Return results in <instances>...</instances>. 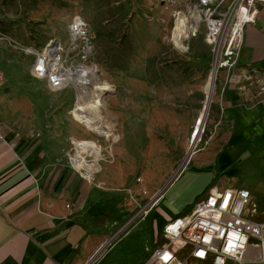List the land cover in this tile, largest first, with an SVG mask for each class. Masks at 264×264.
<instances>
[{
  "label": "rangeland",
  "instance_id": "obj_1",
  "mask_svg": "<svg viewBox=\"0 0 264 264\" xmlns=\"http://www.w3.org/2000/svg\"><path fill=\"white\" fill-rule=\"evenodd\" d=\"M164 6L160 0H0V122L21 138L36 140L55 117L62 116L65 127L69 115L84 128L80 139L91 140L89 146L76 142V150L98 153L97 164H90L92 180L82 177L89 191L80 219L95 249L88 264H144L163 242L162 229L172 213H188L206 194L208 177L201 169L213 168L227 143L230 128L224 126L221 105L234 67L217 72L206 121L192 147L215 55L204 27L180 48ZM76 15L89 23L95 45L86 64H95L88 68L96 83L88 88L105 120L96 131L73 116L83 102L73 86L55 93L29 75L33 48L53 39L68 44V26ZM70 152H75L72 144L63 157L72 166ZM256 156L238 182L252 185L255 217L264 219V143ZM185 171L167 190L163 205L146 214ZM219 180L210 178L208 184Z\"/></svg>",
  "mask_w": 264,
  "mask_h": 264
},
{
  "label": "crops",
  "instance_id": "obj_2",
  "mask_svg": "<svg viewBox=\"0 0 264 264\" xmlns=\"http://www.w3.org/2000/svg\"><path fill=\"white\" fill-rule=\"evenodd\" d=\"M164 7L171 20L174 9ZM233 74L221 105L224 126L230 128L227 143L217 152L213 168L201 169L208 177L207 192L253 189L238 180L264 143L263 5L257 6L255 22L244 30ZM65 117V127L62 116L55 117L36 140L21 138L0 122V264H86L95 252L80 219L89 184L63 159L71 144L89 146L91 140L80 139L84 128L73 117ZM187 171L165 190L152 215L165 202L167 190ZM210 178L220 180L208 184ZM178 215L172 213V219Z\"/></svg>",
  "mask_w": 264,
  "mask_h": 264
},
{
  "label": "built area",
  "instance_id": "obj_3",
  "mask_svg": "<svg viewBox=\"0 0 264 264\" xmlns=\"http://www.w3.org/2000/svg\"><path fill=\"white\" fill-rule=\"evenodd\" d=\"M160 2L174 9L172 34L179 33L183 43L204 27L217 72L237 64L244 30L255 22L257 6H264V0ZM68 34V44L53 39L41 49L33 48L31 76L46 81L53 92L68 86L92 87L93 75L88 67L95 64H86L95 51L90 25L76 15L69 23ZM251 197V191L245 188L209 189L190 212L165 223L163 242L151 250L144 264H264V219H256L258 205L251 202Z\"/></svg>",
  "mask_w": 264,
  "mask_h": 264
},
{
  "label": "bare ground",
  "instance_id": "obj_4",
  "mask_svg": "<svg viewBox=\"0 0 264 264\" xmlns=\"http://www.w3.org/2000/svg\"><path fill=\"white\" fill-rule=\"evenodd\" d=\"M176 34L178 36L177 37L178 46L182 49H185V47L183 45L184 43H183L181 37L179 36V33L176 32ZM34 51L35 50H33L31 53H34ZM89 70L92 72V75H93L92 82L96 83V81H95L96 76H94L92 69L89 68ZM210 74H211L210 78H209L206 86L204 87V90L207 94V101L205 104L204 113L202 115L203 119L196 124L195 132L193 130V132L191 133V136H190V142L192 144V147H194L196 145L199 137L201 136L202 127L205 124L206 117H207V114H208V111L210 108V104L212 102V97H213L214 88H215V80H216V75H217L216 68H213V70L211 71ZM73 87L77 90V92L81 96V98H83L82 104L78 105L74 109V111L72 113L73 116L80 121H84L87 124H91V125L95 126V127H93V129L95 131L98 130V127L104 125L103 122L105 120H104L103 113L101 111L97 110L96 106L93 104L94 99L96 98V94H91L88 87H80V88H77L78 86H76V87L73 86ZM103 89L104 88H100L99 92H101ZM86 95H88V97H87V99H84ZM102 117H103V119H102ZM73 145H74L75 152L74 153L70 152V156H69L71 164L74 167V169L79 171V173L81 174L82 177L88 178L91 181L94 173H93V165H90V164H94V163L97 164L95 161V158H94V157H97V152L93 148H86L83 151H77L76 150L77 145L75 143H73ZM91 155H93V156H91ZM88 156H91V158H92L91 161H89L87 159ZM75 165H76V167H75Z\"/></svg>",
  "mask_w": 264,
  "mask_h": 264
},
{
  "label": "trees",
  "instance_id": "obj_5",
  "mask_svg": "<svg viewBox=\"0 0 264 264\" xmlns=\"http://www.w3.org/2000/svg\"><path fill=\"white\" fill-rule=\"evenodd\" d=\"M178 216H180V215H178Z\"/></svg>",
  "mask_w": 264,
  "mask_h": 264
}]
</instances>
